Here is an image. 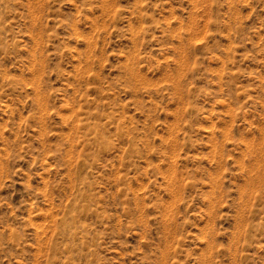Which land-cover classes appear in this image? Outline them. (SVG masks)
Returning a JSON list of instances; mask_svg holds the SVG:
<instances>
[{"label": "rangeland", "instance_id": "obj_1", "mask_svg": "<svg viewBox=\"0 0 264 264\" xmlns=\"http://www.w3.org/2000/svg\"><path fill=\"white\" fill-rule=\"evenodd\" d=\"M0 264H264V0H0Z\"/></svg>", "mask_w": 264, "mask_h": 264}]
</instances>
